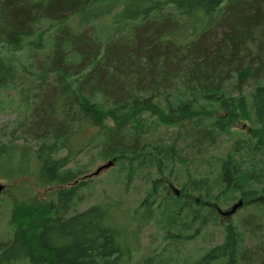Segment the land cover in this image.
I'll use <instances>...</instances> for the list:
<instances>
[{"label":"trees","instance_id":"16d2710c","mask_svg":"<svg viewBox=\"0 0 264 264\" xmlns=\"http://www.w3.org/2000/svg\"><path fill=\"white\" fill-rule=\"evenodd\" d=\"M72 20H105L112 36ZM26 48L44 54L35 71L17 57ZM14 111L0 179L58 188L14 203L0 264H172L210 226L222 242L190 264H264V0H0V113ZM88 149L125 193L150 186L133 212L122 199L77 209ZM237 200L259 209L241 228L221 213ZM153 221L159 244L140 254Z\"/></svg>","mask_w":264,"mask_h":264},{"label":"rangeland","instance_id":"374dc122","mask_svg":"<svg viewBox=\"0 0 264 264\" xmlns=\"http://www.w3.org/2000/svg\"><path fill=\"white\" fill-rule=\"evenodd\" d=\"M72 22V23H71ZM70 23L71 25L77 30L82 32L83 34H87L91 37L92 34H94V31L97 32V29L99 30L100 36L103 37H111L112 31L109 33L107 32V29L109 27V23L105 20L102 21L97 28H93L92 26H82L81 28L77 26L75 20H72ZM70 27V26H69ZM105 32V33H104ZM106 32L108 34H106ZM96 34V33H95ZM47 37L46 39H48ZM44 54H37V56L33 57V50L30 48H26L23 52L17 53V57L23 61L24 65H27V67L30 68V70H34V67H31V65L36 63L37 59H44ZM37 71V69H36ZM247 90V88H246ZM5 95L8 96L9 99H14V104L18 102L19 98L16 99V95L13 91H7L5 92ZM14 106V105H13ZM7 112V111H6ZM17 117L16 112L11 113H0V123H7L11 124L12 121L15 120ZM9 124V125H10ZM246 126L244 123H237L233 127V130H244L246 129ZM166 129L162 128L159 131L160 135H165ZM95 133L94 129H88L83 132V136L91 137ZM83 139V137H82ZM216 147V146H215ZM87 155L80 156L78 158V165L83 166L84 169H86L88 172L81 176L79 179L81 181H88L91 180V184L89 189L85 188L82 190L81 193L85 195L84 202L78 206V210L82 211L88 208L89 206L97 203H105L109 201H114L118 199L123 200V205L125 209H136L142 200L147 195V190L150 186H148L146 183L141 182V179L137 178V180L134 182V184L131 186L130 190L125 193V185L122 183L123 178L120 176L121 174H117L114 171V167L110 166L109 168H104L101 170L98 174H95V172L103 167L104 165H107L108 161H102V160H95L93 163L91 161L92 156L97 157L98 152L97 150L88 149ZM219 149L216 147L211 153L218 152ZM210 153V154H211ZM208 154V153H207ZM209 155V154H208ZM203 157L204 155H200ZM36 167L34 166L33 169ZM203 166L199 167V170L197 172H203ZM117 171V170H116ZM117 174V175H116ZM34 179V177H32ZM33 179L30 177H22L18 180H1L0 183L5 186V189L0 196V235H6V224L9 221L11 217L12 210L14 208V203L16 202H26L27 205H36L40 206L45 204L50 199V193L51 191L58 188V186H51V187H44L41 185H38ZM172 188V193L175 195H180V188L176 186V188ZM125 194V195H124ZM242 201V200H241ZM255 201V200H254ZM253 201V202H254ZM240 202L239 200L234 201L233 204H236ZM243 202V201H242ZM251 203V201L249 202ZM256 202L248 204V206H242L235 214L232 215V217L229 219V221H234L239 227L242 224L244 218L249 213H257L259 209H257L256 206H254ZM232 208V205L230 206ZM225 208L224 211H229L231 208ZM133 210H131L133 212ZM264 217V214H262ZM264 220V218H263ZM224 222H227L224 220ZM241 228V227H240ZM214 226H210V228L206 229L205 231H202L200 238L197 239V242L187 244L185 247V251L183 249L182 256L178 257V260H175L176 263L172 264H190L193 263L194 260H198L199 257H201L205 252L206 248L214 247L215 245L222 242V234L214 231ZM8 232V231H7ZM162 234V231L159 230L156 227L155 222H151L148 226L144 227L142 232L139 235L140 240V248L141 252L140 254H149L152 252L157 245L159 244V236ZM262 237L264 239V224H263V230L261 232ZM248 237V235L246 236ZM153 239H157L156 244L152 245L151 241ZM248 240V239H247ZM264 243V241H263ZM262 243V244H263ZM264 245V244H263ZM152 246V247H151ZM186 252V253H185ZM185 254L187 261L185 260ZM187 262V263H186Z\"/></svg>","mask_w":264,"mask_h":264},{"label":"water","instance_id":"95a60500","mask_svg":"<svg viewBox=\"0 0 264 264\" xmlns=\"http://www.w3.org/2000/svg\"><path fill=\"white\" fill-rule=\"evenodd\" d=\"M110 166H112V162L108 163L107 165H104L103 167L99 168L95 174H98L101 170H103L104 168H109ZM5 189V186L3 184L0 183V196L2 195L3 191ZM243 206V202L240 201L238 203H236L235 205L232 206V208L229 211H225V212H221L222 215L224 216H232L233 214H235L241 207Z\"/></svg>","mask_w":264,"mask_h":264}]
</instances>
